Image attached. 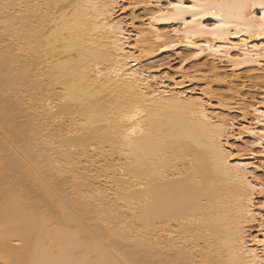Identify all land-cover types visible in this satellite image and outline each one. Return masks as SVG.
<instances>
[{"label": "bare ground", "instance_id": "bare-ground-1", "mask_svg": "<svg viewBox=\"0 0 264 264\" xmlns=\"http://www.w3.org/2000/svg\"><path fill=\"white\" fill-rule=\"evenodd\" d=\"M127 1L0 0V264H264L262 0Z\"/></svg>", "mask_w": 264, "mask_h": 264}, {"label": "rangeland", "instance_id": "rangeland-1", "mask_svg": "<svg viewBox=\"0 0 264 264\" xmlns=\"http://www.w3.org/2000/svg\"><path fill=\"white\" fill-rule=\"evenodd\" d=\"M131 1H133V0H128L127 1V3H125L124 5H123V11L122 10H120L119 12H118V15L123 19V20H125L126 22H130L132 19H135V23H136V25H139L140 23H141V20H142V17L144 16V11L142 10V9H140V8H135L132 4H130L131 3ZM132 30V29H131ZM183 55L184 53L183 52H181L180 54H179V56L177 55H174L173 53L171 54V53H169V54H163V55H159V56H157L154 60H151V61H149V63L148 64H150V65H152V67L155 69L156 67H158V66H160V65H162V66H169L168 68L166 67V69H164L162 72H160L161 74H163V76L166 74V76H169L170 78H174V80H176V81H180V80H182V78L180 77V75L177 73V71L179 70V67L181 66V64H182V62H181V58H182V56H180V55ZM169 55V56H168ZM184 56V55H183ZM204 63V60H202V61H200V62H198L197 64H195L194 62H191V63H189L188 64V66L187 67H194V66H196V67H199L198 66V64H201V63ZM152 63V64H151ZM154 63V64H153ZM202 63V64H203ZM147 64V65H148ZM195 64V65H194ZM147 67H151V66H147ZM151 67V68H152ZM190 69H192V68H190ZM226 69V68H225ZM168 70V71H167ZM227 70V69H226ZM225 70V71H226ZM228 71V73L227 74H229L230 73V71L229 70H227ZM226 71V72H227ZM160 75V74H159ZM240 75L242 76V80H244V78L246 79V77H245V72H241L240 73ZM161 76V75H160ZM202 79V80H201ZM247 80V79H246ZM245 80V82H246V86L245 87H243L242 88V93H244V94H246V95H254V94H257V92H260L261 90L259 89V90H257V87H254V83L253 82H249V80H247L246 81ZM205 81H206V78H199V79H196V81H189L188 83H191V84H189V86H187L188 88H190V89H196V90H199V89H201V88H203V87H205ZM174 81H172L171 82V80H170V83H173ZM213 85V87H214V89H215V92L216 93H227L228 92V90H227V88L224 86V85H220V84H218V83H213L212 84ZM219 88V89H218ZM186 90H188V89H185L184 91H186ZM187 92V91H186ZM189 93V92H188ZM215 103V102H214ZM233 114V115H232ZM229 117L230 118H232V119H235L234 121H237V119H240L241 118V116L238 114V113H231L230 115H229ZM236 125H237V122H236ZM234 128H236V126H234ZM229 139V141H228V144L229 145H235V146H241V143L240 142H237V141H235L234 140V138L233 137H229L228 138ZM252 142V140L250 139V138H248L246 141H245V143L247 144V145H249L250 143ZM246 152H249V151H246ZM256 164V165H255ZM254 165H251L252 167H257V174H258V176L259 177H261V178H263L264 177V168H262L261 167V165H260V162H258V163H255ZM260 166V167H259ZM255 167V168H256ZM260 200V198H256V201H259ZM256 204H258L257 202H256ZM251 230H253L252 231V233L253 234H257V232L255 231V229L253 228V229H251Z\"/></svg>", "mask_w": 264, "mask_h": 264}, {"label": "snow or ice", "instance_id": "snow-or-ice-1", "mask_svg": "<svg viewBox=\"0 0 264 264\" xmlns=\"http://www.w3.org/2000/svg\"><path fill=\"white\" fill-rule=\"evenodd\" d=\"M254 5H249L246 3H238L235 5H232L231 7L237 9L239 14H243L244 10L247 7H251ZM7 7V6H5ZM170 7L176 9L178 12H191L192 13V17H193V21L196 22L197 24L199 23V16L198 13H203L204 15H215V12H207L205 11V9L207 8V5L205 4H198V3H194V6H187V5H179V4H173L170 5ZM260 8L264 9V0H262L261 4H260ZM155 18V17H153ZM251 20L253 22L252 26L258 27L261 31V34L264 35V14H261L259 16H253L251 17ZM188 27V22H185V28ZM200 27L204 28L205 31L209 32L210 34H213L215 36H217V38H223V30L226 29L227 27H230V24L224 22V23H216L214 24L210 29L207 28L206 26L200 25ZM262 48H264V46H262ZM200 53H198L199 55ZM260 115L262 117H264V113H260ZM257 123H260V121H256ZM247 131H251V129H245ZM253 135H256V133H253ZM259 135L261 136L262 139H264V132L259 133ZM262 155H264V153H262ZM260 207L262 209H264V204H261ZM262 227H264V225H262Z\"/></svg>", "mask_w": 264, "mask_h": 264}]
</instances>
